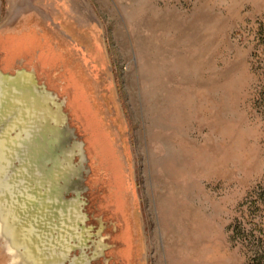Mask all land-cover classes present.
I'll use <instances>...</instances> for the list:
<instances>
[{
    "label": "rangeland",
    "instance_id": "1",
    "mask_svg": "<svg viewBox=\"0 0 264 264\" xmlns=\"http://www.w3.org/2000/svg\"><path fill=\"white\" fill-rule=\"evenodd\" d=\"M21 67L85 142L91 264H264V0H0Z\"/></svg>",
    "mask_w": 264,
    "mask_h": 264
},
{
    "label": "water",
    "instance_id": "2",
    "mask_svg": "<svg viewBox=\"0 0 264 264\" xmlns=\"http://www.w3.org/2000/svg\"><path fill=\"white\" fill-rule=\"evenodd\" d=\"M65 104L33 69H0V235L21 264H91L107 247L87 223L89 159Z\"/></svg>",
    "mask_w": 264,
    "mask_h": 264
},
{
    "label": "flooded vegetation",
    "instance_id": "3",
    "mask_svg": "<svg viewBox=\"0 0 264 264\" xmlns=\"http://www.w3.org/2000/svg\"><path fill=\"white\" fill-rule=\"evenodd\" d=\"M34 27H36V26L33 25V24L29 26L27 23H26V24L24 23V27L22 28V30H21L20 32H21V33H23V32H30ZM37 28H38V27H37ZM37 28L34 30V32H35V34H34L35 37H39V35L43 32V30H40V29L38 30ZM7 244L10 245L9 242H7ZM15 244H18V242L15 243ZM16 246H17V245H16ZM20 250H21V249L18 248V249H16V250H15V249H14V250L12 249V251H11L12 254H13V252H15V253L13 254V257H14V260H15V261H18V260H19V252H20ZM36 250H37V249H36ZM21 251H22V250H21ZM17 252H18V253H17ZM77 253H79V251H78ZM49 256H50V257H47V263H46V262L44 263L43 261H42V262H39V261L36 259V260H34L33 264H54V259H53L52 254H51V255L49 254ZM18 262H19V261H18ZM66 264H68V263L66 262Z\"/></svg>",
    "mask_w": 264,
    "mask_h": 264
}]
</instances>
